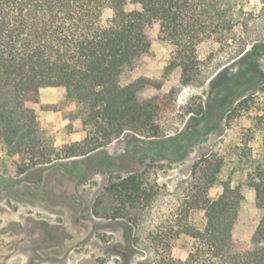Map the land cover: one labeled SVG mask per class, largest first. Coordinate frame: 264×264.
<instances>
[{
    "label": "rangeland",
    "instance_id": "rangeland-1",
    "mask_svg": "<svg viewBox=\"0 0 264 264\" xmlns=\"http://www.w3.org/2000/svg\"><path fill=\"white\" fill-rule=\"evenodd\" d=\"M207 2L211 25L197 43L198 62L190 83H182L181 67L163 77L178 48L160 37L158 21L148 29L150 51L121 77L122 84L139 77L163 82L160 88L147 85L139 92L141 100L157 97L162 106L157 118L159 137L127 131L86 155L65 157L70 145L94 135L91 125L83 123L87 109L67 100L63 86L42 88L41 103L28 104L38 122L31 142L55 151L50 155L53 160L21 172L18 156L0 143V264L185 260L195 240L182 230L186 225L203 229L206 224L205 210L189 205L196 185L202 182V173L194 165L205 158L222 161L217 181L208 190L210 197L216 198L226 181L244 194L233 235L242 244L249 242L262 215L248 175L264 160V84L251 95L234 99L221 118L214 112L203 119V110L214 96L211 81L218 72L254 44L264 42V0ZM112 15L113 9L105 8L103 19ZM223 20L233 27L215 28ZM260 63L264 70V57ZM6 89L0 82V103L11 100ZM190 126L204 133L185 142L179 153L164 145L145 152L149 141L167 142ZM132 172L138 175L143 195L125 204L107 187ZM122 207L120 217L111 216Z\"/></svg>",
    "mask_w": 264,
    "mask_h": 264
},
{
    "label": "trees",
    "instance_id": "trees-1",
    "mask_svg": "<svg viewBox=\"0 0 264 264\" xmlns=\"http://www.w3.org/2000/svg\"><path fill=\"white\" fill-rule=\"evenodd\" d=\"M128 4L134 7L128 9ZM209 4L207 0H0V82L11 96L8 103H0V143L18 156L20 171L53 160L50 155L55 150L45 151L30 138L38 122L28 104L41 103L44 87H65L66 99L87 109L83 123L94 131L93 136L70 145L65 157L86 155L127 131L159 137L157 118L162 106L157 97L141 100L139 92L147 85L160 88L163 82L139 77L122 84L121 77L150 51L148 29L158 21L160 37L178 48L176 60L167 66L163 77L181 67L182 83H190L198 62L197 43L211 25ZM107 7L113 9V15L104 20ZM223 21L215 28L233 27ZM263 57L264 42L257 43L218 72L211 81L214 96L203 110V119L214 112L221 118L234 99L247 97L264 84ZM203 133L190 126L167 142L149 141L145 152L164 145L177 154L185 142ZM205 162L208 164L200 166ZM221 167L220 159L212 163L207 158L194 165L202 173V182L196 185L189 205L205 210L206 224L203 229L184 227L182 232L195 240L193 249L185 260L171 257V264H264V160L248 175L262 215L246 244L233 235L244 200L240 187L226 181L216 198L208 194ZM107 190L125 204L143 195L135 172L113 182ZM121 209L111 216L120 217Z\"/></svg>",
    "mask_w": 264,
    "mask_h": 264
}]
</instances>
